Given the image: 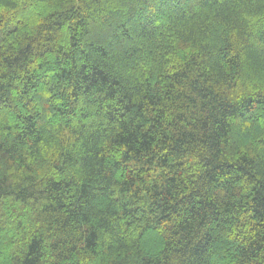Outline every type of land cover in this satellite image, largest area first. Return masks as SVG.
<instances>
[{
  "label": "trees",
  "instance_id": "trees-1",
  "mask_svg": "<svg viewBox=\"0 0 264 264\" xmlns=\"http://www.w3.org/2000/svg\"><path fill=\"white\" fill-rule=\"evenodd\" d=\"M0 264H264V0H0Z\"/></svg>",
  "mask_w": 264,
  "mask_h": 264
}]
</instances>
